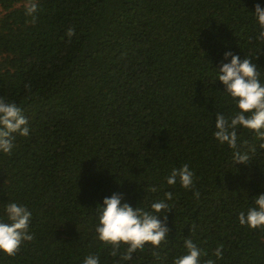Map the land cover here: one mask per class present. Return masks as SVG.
<instances>
[{
  "label": "trees",
  "instance_id": "1",
  "mask_svg": "<svg viewBox=\"0 0 264 264\" xmlns=\"http://www.w3.org/2000/svg\"><path fill=\"white\" fill-rule=\"evenodd\" d=\"M26 3L0 0V97L30 129L0 152V221L7 203L26 206L34 239L14 257L0 251V264H83L92 254L116 264L95 230L98 206L119 193L150 211L165 192L167 240L120 264H174L185 238L207 253L201 261L264 264V230L238 218L264 194V140L240 127L251 160L234 164L214 138L216 114L239 111L218 81L224 54L251 58L264 84L254 16L264 0H37L35 24ZM184 164L191 190L166 182Z\"/></svg>",
  "mask_w": 264,
  "mask_h": 264
},
{
  "label": "clouds",
  "instance_id": "2",
  "mask_svg": "<svg viewBox=\"0 0 264 264\" xmlns=\"http://www.w3.org/2000/svg\"><path fill=\"white\" fill-rule=\"evenodd\" d=\"M39 11L37 0H27L25 4V15L31 17V23L37 22ZM254 16L260 25V31L256 40L264 43V7L255 5ZM66 35L71 38L75 35V29L69 28ZM251 42V40H250ZM231 58L230 63H222L217 70L218 81L225 85L226 93L236 101L239 109L231 117L222 113L216 114L214 138L221 144H227L233 150V163H248L251 157L247 151L241 149L239 143L238 129L243 127L250 130L260 139L264 140V84L260 80V72L257 63L246 56L241 60L239 55L226 52L224 59ZM259 55L256 56V60ZM25 87L30 88L29 85ZM29 121L23 110L15 102H8L0 97V152L11 154L15 135L29 136ZM243 147H248V142L243 141ZM264 148V143L260 144ZM255 152V148L251 149ZM194 172L188 164L181 168H174L166 178L168 185L172 186L179 181L180 185L188 190L194 187ZM151 192H157V188L152 186ZM194 195L199 198L200 193L196 191ZM123 197L119 193H114L111 197H106L103 205L98 206L99 223L96 232L100 241L106 246H111L110 255L119 257L120 261H130L133 253L143 250L146 245L159 247L162 241L168 238L169 228L166 226L167 213L172 210L168 201L173 199L172 192H165L164 199L151 204V210L142 207L133 208L128 203L121 204ZM5 212L7 221H0V251L8 256L14 257L18 254L24 242H31L34 234H30V224L32 213L26 206L16 202L6 204ZM163 217V221L161 220ZM239 222L251 229L264 230V194L255 198V206L249 208L247 213L240 212ZM122 246L125 248L121 252ZM184 246L187 254L174 260V264H215V261L207 259L201 261V257L207 256L201 248L193 242L191 238H185ZM154 256L159 254L154 252ZM214 255L223 258V245H219ZM83 264H100V257L92 254L88 255Z\"/></svg>",
  "mask_w": 264,
  "mask_h": 264
}]
</instances>
